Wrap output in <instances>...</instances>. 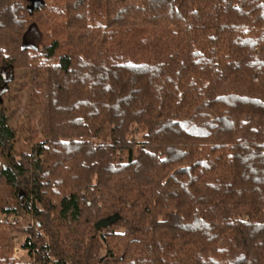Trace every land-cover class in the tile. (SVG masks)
I'll list each match as a JSON object with an SVG mask.
<instances>
[{
  "label": "trees",
  "instance_id": "16d2710c",
  "mask_svg": "<svg viewBox=\"0 0 264 264\" xmlns=\"http://www.w3.org/2000/svg\"><path fill=\"white\" fill-rule=\"evenodd\" d=\"M0 264H264V0H0Z\"/></svg>",
  "mask_w": 264,
  "mask_h": 264
},
{
  "label": "rangeland",
  "instance_id": "374dc122",
  "mask_svg": "<svg viewBox=\"0 0 264 264\" xmlns=\"http://www.w3.org/2000/svg\"><path fill=\"white\" fill-rule=\"evenodd\" d=\"M44 43H47L44 42ZM39 48L42 49L43 46L40 44ZM23 112L22 110H20L18 112L19 115H21ZM19 198L22 199L24 196L23 191L20 192L19 194ZM3 235H4V241L5 243L9 244L11 246V255L10 257L12 258V260H14L15 262H24L26 260V256L25 254L21 251L20 245L23 243V240L25 238V236L21 233H10L8 231H3Z\"/></svg>",
  "mask_w": 264,
  "mask_h": 264
},
{
  "label": "water",
  "instance_id": "95a60500",
  "mask_svg": "<svg viewBox=\"0 0 264 264\" xmlns=\"http://www.w3.org/2000/svg\"><path fill=\"white\" fill-rule=\"evenodd\" d=\"M113 220H114V218H111L108 220L104 219V220L97 222L94 226L95 231H97L101 228H107Z\"/></svg>",
  "mask_w": 264,
  "mask_h": 264
}]
</instances>
